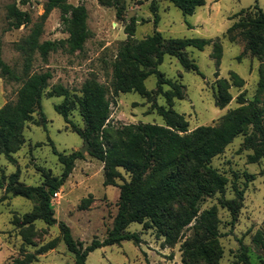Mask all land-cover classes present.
Masks as SVG:
<instances>
[{"label":"rangeland","instance_id":"rangeland-1","mask_svg":"<svg viewBox=\"0 0 264 264\" xmlns=\"http://www.w3.org/2000/svg\"><path fill=\"white\" fill-rule=\"evenodd\" d=\"M116 5H104L99 0H68L73 5L84 4L89 13L88 26L90 36L81 51L69 52L59 49L49 54L45 62L40 53L34 54L30 72L51 70L53 78L42 98V109L47 118V125L41 124V115L34 113L26 122L23 130L24 143L13 153L10 160L0 153V176L19 171L20 181L26 185L37 186L43 183L44 177L39 167H44L56 176L63 172L64 165L54 152L53 144L59 152L69 154L81 150L86 140L73 131L70 124L56 108V104L64 101V96H50L49 92L56 85L62 84L71 92V98L81 95L84 82L96 74L101 83L110 88L111 124L121 127L128 124L153 123L166 125L164 117L152 109L153 101L138 92L114 94L112 91L113 62L121 45L129 40L126 26L135 23L136 40H142L160 31L165 38H209L212 42L203 50L189 46L186 51L200 68V73L187 70L180 60L165 55L159 70L167 78L183 85L184 97L173 99L170 104L164 95H153L152 99L183 115L189 121V129L202 125H214L222 116L241 104L237 98L241 93L249 100L258 98L261 79V68L264 60L247 53L241 60L238 58L245 50L246 42L237 33L233 41L228 28L246 15H255L257 8L264 10V0H207L206 5L198 7L193 15H185L172 2L157 0L160 20L156 23L155 14L150 6L153 0H118ZM48 0H0V51L3 60L15 73L23 75L27 55L20 45L24 43L37 23L43 19ZM16 3L31 15V22L20 28H11L8 5ZM243 11L242 14H239ZM239 14V15H238ZM140 18V20H138ZM69 33L62 19L60 9L52 10L44 19L41 41L66 39ZM221 45L223 54L220 64L213 57L216 45ZM231 72H236L245 81L243 86L234 82ZM226 78L231 83L229 89L233 99L224 108L216 105L217 81ZM157 76H149L145 80L148 91L157 89ZM21 81L6 78L0 72V108L9 101L17 99ZM165 91L172 90L164 85ZM264 93L260 95V103ZM70 118L81 128L85 124L79 106L72 108ZM247 134L237 136L222 152L215 156L211 166L228 179L225 194L217 192L207 196L201 202V210L215 206L218 211L219 245L223 255L219 264H244L239 256L242 246L246 247L255 264H264V249L253 242V235L264 229V158L259 162L249 161L253 153L245 144ZM88 150L84 158L77 159L72 174L54 196L52 204L55 208L57 223L47 224L37 220L33 226V234L27 242L24 237L32 233L18 227L15 219L34 209L38 199H27L22 196L6 194L0 189V264H11L16 258H24L34 254L36 258L31 264H74L75 254L71 252L62 238L59 223L64 221L70 226L72 236L82 241L84 247L95 238L103 240L113 226L118 212L120 185L131 178L130 173L120 168L122 177L117 178L118 185H105V163L91 156ZM253 174L254 179L247 182L245 173ZM236 187L245 188L243 207L239 212L237 223L232 225L230 211L223 207L220 199L234 198ZM193 221L185 230L184 238L175 246L164 244V237L156 229L146 230L143 224L133 222L128 227L131 232L140 233L142 242L124 240L121 244L104 246L92 251L87 264H183L181 246L186 238L194 235Z\"/></svg>","mask_w":264,"mask_h":264},{"label":"trees","instance_id":"trees-1","mask_svg":"<svg viewBox=\"0 0 264 264\" xmlns=\"http://www.w3.org/2000/svg\"><path fill=\"white\" fill-rule=\"evenodd\" d=\"M104 5H116L118 0H99ZM179 7L185 15H193L198 7L204 6L207 0H166ZM62 12L63 23L69 33L66 39L41 41L43 21L54 9ZM155 14L156 23L160 20L157 0L150 6ZM255 15H246L234 22L228 28V34L233 41L237 33L246 42L245 50L238 56L241 60L247 53L264 60V10L257 8ZM11 28H20L31 22L28 11L20 9L16 3L8 5ZM241 11L239 14H242ZM238 14V15H239ZM88 9L84 4L73 5L68 0H48L46 12L42 21L37 23L32 33L20 45L27 55L23 75H18L7 64L0 51V72L6 78L21 81L17 99L9 101L0 108V153L11 161L13 153L24 143L23 130L26 122L33 118L34 113L41 115V124L46 127L47 118L42 109V98L45 89L53 78L51 70L30 72L34 54L39 52L42 59L48 62L49 54L59 49H67L73 53L81 51L90 36L88 26ZM129 40L123 43L113 62L112 91L114 94L138 92L153 101L152 109L161 114L166 125L153 123L128 124L115 127L111 124L110 88L101 83L96 74L87 79L81 95L71 98L70 90L62 84L56 85L50 96H64V101L56 104V110L62 114L66 123L73 131L90 143L89 154L105 163V185L117 186V178L122 177L120 168L130 173L131 178L120 185L118 212L113 226L106 238H95L84 247L82 241L74 239L70 226L60 222L62 238L68 249L75 254L74 264H87L89 254L104 246L121 244L124 240L142 242L140 233L131 232V223L143 224L146 230L156 229L164 237V244L175 246L185 236V230L193 221L194 235L182 243L183 264H219L223 252L219 245L218 211L215 206L201 210V202L207 196L217 192L225 194L228 179L211 166L213 158L240 134H247L245 144L253 153L249 161L259 162L264 158V100L260 103V95L264 93V70L261 68V79L258 88V98L249 100L241 93L237 101L241 105L226 113L214 125H202L189 129V121L178 112L159 105L152 99L153 95H164L172 104L175 97L183 98V85L167 78L159 70L165 55L177 57L185 69L200 73V68L186 51L189 46L203 50L212 40L209 38H165L156 30L154 34L142 40L133 38L136 28L134 21L126 26ZM221 45L217 44L213 57L220 64L222 59ZM155 74L157 89L148 91L145 80ZM236 85L243 86L244 79L236 72H231ZM164 85H170L172 90L165 91ZM216 105L224 108L233 99L229 89L231 83L226 78L217 81ZM79 106L84 121V128L79 127L71 118L73 107ZM54 152L64 165L60 176L44 167H39L44 177L43 183L37 186L26 185L20 181L19 171L0 176V189L6 194L22 196L27 199H38L33 210L15 219L18 227L31 231L24 237L27 242L33 234V226L37 220H43L49 225L57 223L55 208L52 201L73 172L77 159L84 158V153L73 151L69 154L59 152L54 145ZM247 182L254 179L253 174L245 173ZM234 198H221L220 203L232 215L234 226L243 207L245 188L236 187ZM253 242L264 249V229H259L253 235ZM36 258L27 254L24 258H16L11 264H31ZM244 264H255L251 256L242 246L239 256ZM238 264V262H237Z\"/></svg>","mask_w":264,"mask_h":264},{"label":"water","instance_id":"water-1","mask_svg":"<svg viewBox=\"0 0 264 264\" xmlns=\"http://www.w3.org/2000/svg\"><path fill=\"white\" fill-rule=\"evenodd\" d=\"M138 20H140V18H138ZM89 142L88 141H86V144H85V146L81 149V152H86L87 150H88V147H89Z\"/></svg>","mask_w":264,"mask_h":264}]
</instances>
